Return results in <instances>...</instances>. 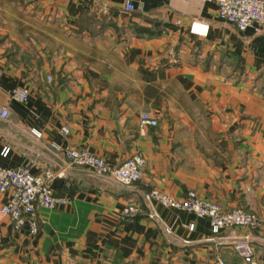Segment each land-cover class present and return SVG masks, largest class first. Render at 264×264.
Instances as JSON below:
<instances>
[{
    "label": "crops",
    "instance_id": "crops-1",
    "mask_svg": "<svg viewBox=\"0 0 264 264\" xmlns=\"http://www.w3.org/2000/svg\"><path fill=\"white\" fill-rule=\"evenodd\" d=\"M130 1L0 0V165L59 173L34 230L0 213V264H247L231 245L242 235L264 258V226L210 238L205 217L144 198L193 190L264 213V27L236 29L211 0ZM66 146L109 165L138 153L142 176L121 185L68 163ZM129 203L140 210L123 215Z\"/></svg>",
    "mask_w": 264,
    "mask_h": 264
},
{
    "label": "built area",
    "instance_id": "built-area-1",
    "mask_svg": "<svg viewBox=\"0 0 264 264\" xmlns=\"http://www.w3.org/2000/svg\"><path fill=\"white\" fill-rule=\"evenodd\" d=\"M211 1L216 4V16L231 23L236 29L242 30L249 26L258 30L264 27V0ZM122 5L126 11H130L134 7L130 0H123ZM189 29L205 32L207 26L201 22L191 21ZM49 78L50 76L46 75V79ZM9 96L24 102L28 96L27 88L13 87L9 90ZM7 114V108L1 106L0 116L4 117ZM139 123L155 125L157 120L148 111L143 110L139 112ZM60 131L67 133L68 129L62 125ZM51 148L54 150L58 146L52 143ZM7 149V147H2L1 155H5ZM63 153L68 163L84 166L96 174L108 175L124 186L134 184L141 178L145 164L144 158L138 153L127 156L117 165L107 164L100 156L82 147L66 146L63 148ZM50 165L47 162L39 173L32 172L26 164L13 167L0 165V193L5 194V199L0 204V213L7 215L15 227L25 222L31 230H34L36 209L38 207L52 208L55 205L57 198L53 194L49 180L59 173L54 172ZM144 198L147 202L155 199L168 207L205 217L209 223L210 238L227 227L264 226V213L248 212L240 207L224 209L215 201L199 197L193 190H187L181 198H173L156 188H151L144 194ZM139 210L140 207L137 204L129 203L121 208V213L132 215ZM188 227H192V223H189ZM231 245L235 253L247 264H259V257L246 235L231 241ZM217 264L223 263L218 260Z\"/></svg>",
    "mask_w": 264,
    "mask_h": 264
},
{
    "label": "trees",
    "instance_id": "trees-1",
    "mask_svg": "<svg viewBox=\"0 0 264 264\" xmlns=\"http://www.w3.org/2000/svg\"><path fill=\"white\" fill-rule=\"evenodd\" d=\"M260 264H264V258H263V260L261 261V263Z\"/></svg>",
    "mask_w": 264,
    "mask_h": 264
}]
</instances>
